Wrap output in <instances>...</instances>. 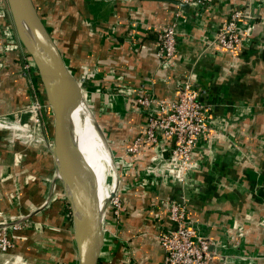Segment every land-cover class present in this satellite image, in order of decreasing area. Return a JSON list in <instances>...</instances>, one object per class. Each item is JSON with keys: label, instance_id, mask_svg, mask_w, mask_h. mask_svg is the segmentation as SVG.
Wrapping results in <instances>:
<instances>
[{"label": "crops", "instance_id": "0c3cea01", "mask_svg": "<svg viewBox=\"0 0 264 264\" xmlns=\"http://www.w3.org/2000/svg\"><path fill=\"white\" fill-rule=\"evenodd\" d=\"M32 1L95 111L119 173L122 216L105 221L98 264H162L157 236L172 227V204L185 207L196 238L214 243L210 264H264V0H214L187 13L166 0H40L49 6L48 21ZM233 11L247 17L237 23L239 43L229 51L214 38ZM174 15L176 53L161 65L156 33ZM187 78L198 85L209 131L192 154L193 169L161 177L162 183L158 173L170 138L158 132L157 145L143 144L136 154L127 149L158 104L177 100ZM34 95L44 101L35 66L0 0L2 122L30 124L23 111ZM146 96L153 98L148 110L137 105ZM34 131L42 142L26 143L14 129L0 128V227L23 223L12 232L14 247L0 252V264H78L70 204L61 201L58 182L52 187L50 113Z\"/></svg>", "mask_w": 264, "mask_h": 264}, {"label": "built area", "instance_id": "2783aa9c", "mask_svg": "<svg viewBox=\"0 0 264 264\" xmlns=\"http://www.w3.org/2000/svg\"><path fill=\"white\" fill-rule=\"evenodd\" d=\"M182 3H196L206 5L214 0H179ZM240 11H233L223 28L217 33L216 44L222 49L233 51L239 43L237 23L246 18ZM177 15H174L170 24L157 31V46L155 57L162 65L170 61L177 47L176 38ZM26 54V53H25ZM26 56H28L26 54ZM29 57V56H28ZM30 58V57H29ZM153 104V98L146 96L137 100V105L148 110ZM45 102L34 95L31 104L23 111L28 114L30 124L23 126L20 122H2L0 128L13 130L17 140L26 143H40L41 135H37L34 126L43 124V110ZM20 121V120H19ZM209 131V125L203 114V106L198 99V94L192 89V81L187 78L178 88L177 100L169 104H158L153 116H150L144 133L137 138L127 153L136 154L143 144L157 145L158 132L163 133L172 141L169 158L158 173L160 181L166 176L175 177L177 174L186 175L193 169L192 154L196 150L198 141L205 137ZM51 145L48 144V147ZM175 174V175H174ZM162 177V178H161ZM165 182V179L162 183ZM128 187L125 186V189ZM119 190V189H118ZM51 200L44 201L43 207L48 208ZM186 209L179 204H172L168 208V220L172 224L157 236V240L163 251L162 264H210V242L206 238L195 237L193 231L186 222ZM110 215L115 221L122 216V205L118 193L112 201ZM22 219L0 227V252L7 253L13 247L12 232L22 228Z\"/></svg>", "mask_w": 264, "mask_h": 264}, {"label": "water", "instance_id": "95a60500", "mask_svg": "<svg viewBox=\"0 0 264 264\" xmlns=\"http://www.w3.org/2000/svg\"><path fill=\"white\" fill-rule=\"evenodd\" d=\"M107 1L105 0L106 3ZM166 1L179 7L185 13L198 6L196 3H182L179 0ZM5 2L17 38L25 53L31 58L42 85L46 104L43 114L46 115L48 112L52 116V142L48 147L55 167L52 187L56 182L60 183L65 198L70 204L73 213L78 264H98L104 244L105 221L109 217L112 201L117 194L118 179L115 191L111 193L106 204L100 208L95 175L81 159L69 125L68 115L71 108L84 102L90 111L81 84L67 68L33 1L5 0ZM217 33L214 42H216ZM197 86L192 82V89L199 94ZM94 121L93 124L91 123L93 129L95 128L105 145L110 149L102 130L95 119ZM114 172L117 173L115 168ZM73 187L77 191V195L81 196L80 202L72 196ZM49 200L50 198H47L45 201ZM206 239L210 242L209 252L212 259L215 256L214 243L208 238Z\"/></svg>", "mask_w": 264, "mask_h": 264}, {"label": "bare ground", "instance_id": "6f19581e", "mask_svg": "<svg viewBox=\"0 0 264 264\" xmlns=\"http://www.w3.org/2000/svg\"><path fill=\"white\" fill-rule=\"evenodd\" d=\"M85 107L84 103L80 102L71 108L68 115L69 125L77 143L81 159L95 175L98 187V200L101 208L104 197L107 194V185L110 182L107 175L110 164H112L111 182H117L118 178L117 174L114 172L115 166L113 167L114 162L111 160L108 147L95 128L93 129L91 123L93 124L94 122L92 121L89 111H87ZM71 191L72 196L80 202L81 196L77 195L78 193L74 187ZM78 196L80 198L79 200Z\"/></svg>", "mask_w": 264, "mask_h": 264}, {"label": "rangeland", "instance_id": "374dc122", "mask_svg": "<svg viewBox=\"0 0 264 264\" xmlns=\"http://www.w3.org/2000/svg\"><path fill=\"white\" fill-rule=\"evenodd\" d=\"M50 0H46V2H49ZM35 4L36 5H38L39 6V10H40V12H41V14H42V10L43 11H45L46 12V15L44 16V15H42V16H44L43 18V20H45V21H48V18H49V16H48V11H47V7H49V6H44L45 4H44V2L43 1H40V0H35ZM50 8H51V6H50ZM42 102H43V100H42ZM84 103V102H83ZM84 107H85V104H84ZM86 108V107H85ZM87 109V108H86ZM89 109H90V111L87 109V111H89V113H90V115H91V118H92V121L93 122H95L94 121V119L96 120V122H97V117H96V114H95V111L92 109V107H90L89 106ZM93 114V115H92ZM94 116V117H93ZM98 123V122H97ZM101 129V128H100ZM103 135H104V132H103ZM109 150V155H110V157H111V160H112V156H114L113 155V153H111L110 152V149H108ZM113 159H114V157H113ZM114 161H115V159H114ZM113 161V162H114ZM114 164V166L116 165L115 163H113ZM116 167V166H115ZM111 169H112V165L110 164V168H109V170L107 171V175H108V179H110V182L112 181L111 180ZM117 177H118V187H117V193H118V189H119V184H120V178H119V173H118V170H117ZM110 182H109V184L107 185V194L105 195V197H104V200H103V203H102V205H101V208L106 204V201L108 200V198L110 197V195H111V193L112 192H114L115 191V188H114V185H115V183L114 182H111V184H110ZM57 191L58 192H60L61 193V198L60 199H62L61 201H63L64 203H65V195H64V193H63V190H61L62 189V186H60V183H59V186H57Z\"/></svg>", "mask_w": 264, "mask_h": 264}, {"label": "flooded vegetation", "instance_id": "af4514ba", "mask_svg": "<svg viewBox=\"0 0 264 264\" xmlns=\"http://www.w3.org/2000/svg\"><path fill=\"white\" fill-rule=\"evenodd\" d=\"M100 1V0H99ZM105 2V0H103ZM110 0L107 1V3L109 2ZM106 3V2H105Z\"/></svg>", "mask_w": 264, "mask_h": 264}, {"label": "trees", "instance_id": "16d2710c", "mask_svg": "<svg viewBox=\"0 0 264 264\" xmlns=\"http://www.w3.org/2000/svg\"><path fill=\"white\" fill-rule=\"evenodd\" d=\"M39 14V13H38ZM40 18L42 19L41 15L39 14Z\"/></svg>", "mask_w": 264, "mask_h": 264}]
</instances>
